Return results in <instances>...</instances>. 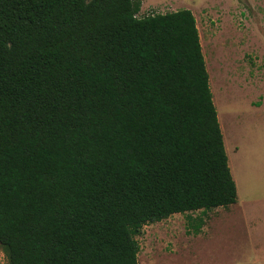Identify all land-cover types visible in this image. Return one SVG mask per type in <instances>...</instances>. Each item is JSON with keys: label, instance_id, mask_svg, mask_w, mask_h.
<instances>
[{"label": "trees", "instance_id": "obj_1", "mask_svg": "<svg viewBox=\"0 0 264 264\" xmlns=\"http://www.w3.org/2000/svg\"><path fill=\"white\" fill-rule=\"evenodd\" d=\"M140 5L0 0L7 264H138L144 225L235 204L194 16Z\"/></svg>", "mask_w": 264, "mask_h": 264}, {"label": "rangeland", "instance_id": "obj_2", "mask_svg": "<svg viewBox=\"0 0 264 264\" xmlns=\"http://www.w3.org/2000/svg\"><path fill=\"white\" fill-rule=\"evenodd\" d=\"M181 9L196 22L236 202L205 215L176 214L144 225L135 237L137 262L264 264V189L244 198L245 154L256 152L259 175L261 150L264 167V0H141L137 17ZM197 218L204 224L195 235ZM0 264H7L1 248Z\"/></svg>", "mask_w": 264, "mask_h": 264}, {"label": "crops", "instance_id": "obj_3", "mask_svg": "<svg viewBox=\"0 0 264 264\" xmlns=\"http://www.w3.org/2000/svg\"><path fill=\"white\" fill-rule=\"evenodd\" d=\"M261 155H262V151L260 150L259 158H260L261 174L257 175L255 172L256 163H255V160H253V157L255 159H258V155H256V152H253V151L250 152V154H245V161H244V190H245L244 191V195H245L244 198H245V200L249 196L257 197L258 194H255L256 189H258V188L264 189V176H262V172L264 171V167H263ZM229 170H230V168H229ZM230 174H231V172H230ZM236 194H237V189H236ZM259 201L264 202V194L263 193H260Z\"/></svg>", "mask_w": 264, "mask_h": 264}]
</instances>
